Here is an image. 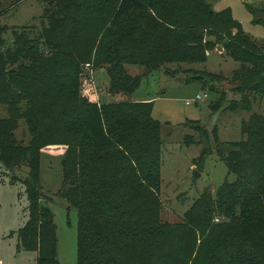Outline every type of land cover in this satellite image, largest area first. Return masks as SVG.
<instances>
[{"label": "trees", "instance_id": "1", "mask_svg": "<svg viewBox=\"0 0 264 264\" xmlns=\"http://www.w3.org/2000/svg\"><path fill=\"white\" fill-rule=\"evenodd\" d=\"M41 1L38 26L14 28L10 43L0 32V105L7 111L0 117V163L28 167L22 183L29 215L18 241L37 253L34 264H59L40 177L41 149L56 144L67 147L56 195L77 210V264H264V38L206 0ZM262 1L248 8L253 23L264 26ZM214 44L239 63L231 80L240 100L230 105L248 113L242 140L223 155L235 178L215 196L202 192L170 221L160 199L162 142L153 103L89 101L81 93L88 75L82 66L105 68L109 94H131L143 75L167 63L205 62ZM127 65L144 70L131 75ZM207 75L212 83L222 78ZM20 119L28 144L14 135ZM204 156L193 164L201 167Z\"/></svg>", "mask_w": 264, "mask_h": 264}, {"label": "rangeland", "instance_id": "2", "mask_svg": "<svg viewBox=\"0 0 264 264\" xmlns=\"http://www.w3.org/2000/svg\"><path fill=\"white\" fill-rule=\"evenodd\" d=\"M213 10L230 9L243 30L255 39L264 38V26L253 23L255 9L262 0H206ZM44 5L41 0H0V32L7 43L12 30L25 25H39ZM212 38V37H210ZM213 39V38H212ZM221 47V48H220ZM207 59L199 63H167L143 75L131 94L108 93L109 76L105 68L90 70L83 65L87 78L82 85V96L89 101L114 102L120 100L152 102V117L160 123L161 189L163 217L179 220L195 198L209 190L213 196L225 180H234L228 173L223 155L229 143L242 140L241 124L248 117L231 102L240 100L232 73L239 63L224 53L220 44L205 51ZM131 75H139L144 68L127 65ZM208 73L221 75L212 83ZM207 75V76H206ZM203 76H206L203 78ZM214 84V85H213ZM207 96L194 100L197 94ZM189 102V104L187 103ZM213 105V107H212ZM255 108L258 107L255 105ZM0 105V117H6ZM196 121L200 126H194ZM15 138L28 144L30 135L24 119L18 121ZM187 140H190L187 142ZM66 145H48L41 149L42 204L54 214L59 264H77V210L56 195L62 187ZM205 156L201 167L194 159ZM223 153V154H222ZM192 169L199 176L192 178ZM28 173L25 164L7 169L0 163V264H34L37 253L23 250L18 241V230L28 219V200L22 183Z\"/></svg>", "mask_w": 264, "mask_h": 264}, {"label": "water", "instance_id": "3", "mask_svg": "<svg viewBox=\"0 0 264 264\" xmlns=\"http://www.w3.org/2000/svg\"><path fill=\"white\" fill-rule=\"evenodd\" d=\"M198 172L199 171L197 169H192V178H193V180H196L197 177L199 176V173Z\"/></svg>", "mask_w": 264, "mask_h": 264}, {"label": "built area", "instance_id": "4", "mask_svg": "<svg viewBox=\"0 0 264 264\" xmlns=\"http://www.w3.org/2000/svg\"><path fill=\"white\" fill-rule=\"evenodd\" d=\"M206 96H207L206 93H204V94H197L196 97L194 98V100H200V99H202V98H204ZM187 103L189 104V102H187Z\"/></svg>", "mask_w": 264, "mask_h": 264}]
</instances>
